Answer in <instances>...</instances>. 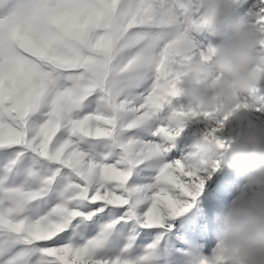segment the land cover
<instances>
[{"label": "snow or ice", "instance_id": "1", "mask_svg": "<svg viewBox=\"0 0 264 264\" xmlns=\"http://www.w3.org/2000/svg\"><path fill=\"white\" fill-rule=\"evenodd\" d=\"M195 15L191 0H0V264H204L178 218L221 162L188 171L177 141L205 121L222 155L232 118L264 105L247 107L255 87L235 112L166 122L191 111L172 105L174 62L210 59Z\"/></svg>", "mask_w": 264, "mask_h": 264}, {"label": "clouds", "instance_id": "2", "mask_svg": "<svg viewBox=\"0 0 264 264\" xmlns=\"http://www.w3.org/2000/svg\"><path fill=\"white\" fill-rule=\"evenodd\" d=\"M231 6L232 0H195L190 27L207 32L216 43L208 46L210 59L195 53L174 62L170 71L178 81L176 95L191 111L169 114V125H188L193 111L235 112L237 98L250 94L264 79V30L247 27L246 18H232ZM255 103L250 100L247 107ZM230 140L221 155L216 143L194 138L182 157L193 173L206 172L219 159L245 182L213 214L216 246L202 259L204 264H264V127L237 131ZM254 188L259 190L251 191Z\"/></svg>", "mask_w": 264, "mask_h": 264}, {"label": "rangeland", "instance_id": "3", "mask_svg": "<svg viewBox=\"0 0 264 264\" xmlns=\"http://www.w3.org/2000/svg\"><path fill=\"white\" fill-rule=\"evenodd\" d=\"M194 4L195 0H191L193 9ZM231 8L232 18H246L248 20L247 27L264 30V21L258 18L264 16V12H261V9H264V0H232ZM191 35L201 51L207 49L210 43H216L215 38L203 30L192 32ZM256 89L253 99L264 105V79H261L256 85ZM172 105L173 107L183 106L187 108V103L183 98L174 99ZM207 126L208 123L205 121L190 123L185 133L177 141L174 158L178 159L184 155L189 150L191 141L198 138ZM255 126L264 127V111L247 110L238 113L228 124L226 132L228 135L234 136L237 131ZM244 183L242 176H238L233 170L221 164L212 173L211 178L206 179L205 190L194 207L185 214V217L178 218V223L183 228L182 234L185 240L195 246L202 256H207L211 249L216 246V241L212 235L215 227L213 214L223 205L229 203L236 195L237 188L242 187ZM258 190L251 189V191Z\"/></svg>", "mask_w": 264, "mask_h": 264}]
</instances>
